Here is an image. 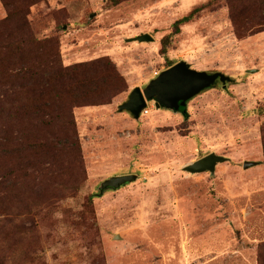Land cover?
Instances as JSON below:
<instances>
[{"label":"rangeland","instance_id":"obj_1","mask_svg":"<svg viewBox=\"0 0 264 264\" xmlns=\"http://www.w3.org/2000/svg\"><path fill=\"white\" fill-rule=\"evenodd\" d=\"M232 13L251 33L237 35ZM142 33L154 39H134ZM24 39L37 71L55 50L63 66L115 64L108 88L121 90L73 107L76 136L59 110L14 119L5 46ZM182 60L233 81L187 113L154 101L138 119L119 109ZM3 73L0 264H264V0H0ZM212 152L228 158L214 173L184 170ZM124 174L137 179L100 192Z\"/></svg>","mask_w":264,"mask_h":264},{"label":"trees","instance_id":"obj_2","mask_svg":"<svg viewBox=\"0 0 264 264\" xmlns=\"http://www.w3.org/2000/svg\"><path fill=\"white\" fill-rule=\"evenodd\" d=\"M203 8V5L194 8L188 15L178 19L175 24L178 26L191 21ZM232 20L238 36L243 37L251 33L249 27H245L242 31L233 13ZM26 42L25 39L16 40L5 46L8 49L7 54L5 53L7 55L6 62L10 66V95L13 101H17L18 103H16L19 104L14 107V119L21 121L31 115L39 116V114L46 112L51 114L49 112L51 109L54 111L59 110L64 113L68 120L66 124L69 127V131H71L73 136H76L73 107L110 103L113 96L121 90L122 85L119 84L113 89L108 88L115 81L113 79L118 78L114 75V73L117 74L115 64L108 56H105L92 61L63 66L60 55L55 50L51 55L53 56L51 63L47 62L46 64L48 70L37 71L33 69L35 56L25 51ZM40 42L42 43V41ZM47 47L45 46L44 49ZM5 76L6 73L0 74V86ZM117 76L120 77L118 74ZM0 91L4 96L9 94L4 89ZM181 109H184V107H181ZM3 111L0 105V115H2ZM29 134H23L22 130L19 132V136H27ZM16 138L18 140V136ZM74 145L80 152V145L76 138ZM23 146L28 149L37 150L38 148L36 144H25ZM42 146L43 144L40 147ZM260 260L262 264L263 256L260 257Z\"/></svg>","mask_w":264,"mask_h":264},{"label":"water","instance_id":"obj_3","mask_svg":"<svg viewBox=\"0 0 264 264\" xmlns=\"http://www.w3.org/2000/svg\"><path fill=\"white\" fill-rule=\"evenodd\" d=\"M134 39L145 42L153 40L154 37L149 33H142ZM232 81L233 78L222 71L199 70L182 60L161 71L150 80L144 89L139 86L135 87L130 92L129 98L119 105V109L130 112L134 118L138 119L148 102L154 101L158 108L164 107L187 113V104L191 99L214 87L218 82L226 85ZM226 160H228L227 157L212 152L185 165L184 170L190 173L207 171L214 173L217 165ZM255 163V161H245L244 167L252 166ZM135 179H137L136 174L111 176L101 182L100 192L104 193L107 189H119Z\"/></svg>","mask_w":264,"mask_h":264},{"label":"built area","instance_id":"obj_4","mask_svg":"<svg viewBox=\"0 0 264 264\" xmlns=\"http://www.w3.org/2000/svg\"><path fill=\"white\" fill-rule=\"evenodd\" d=\"M149 106H150V104L148 103L147 106L145 107V109L143 110L142 113H143L144 115H146V114L149 113V108H148Z\"/></svg>","mask_w":264,"mask_h":264}]
</instances>
